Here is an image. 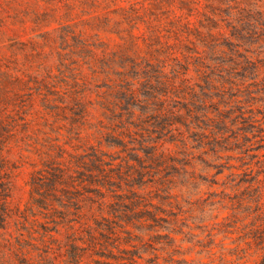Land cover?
Here are the masks:
<instances>
[{
	"label": "rangeland",
	"instance_id": "obj_1",
	"mask_svg": "<svg viewBox=\"0 0 264 264\" xmlns=\"http://www.w3.org/2000/svg\"><path fill=\"white\" fill-rule=\"evenodd\" d=\"M229 1L234 11H240L235 16L234 29L229 32L228 26H224L220 31L213 30L209 32L212 39H207L206 31L200 30L202 37L194 39L186 33L181 35L180 23H176L178 32L171 31L172 20L182 18L191 9L185 0H0V99L7 103L10 111H19L21 107L25 109L23 101L30 93L29 87L40 85L46 95L39 104L33 103L27 115H22L27 126L21 122L16 124L14 137L22 145L38 140L43 153L50 152L54 146L59 160H68L69 156L76 155L77 145V154H84L87 146L80 142L89 137L90 144L94 146L98 140L95 149H100L101 155L118 158L114 164L127 158L129 164L136 165L134 160L144 159L148 171L155 169L154 164H147V159L152 157L148 154L149 148L130 145L125 152L119 146L120 141L113 138L100 139L96 134V140L91 135L94 128L91 129L87 120L79 118L81 111L70 102L66 104L69 94L80 91L74 80L81 85L89 75L86 63L91 56L89 53L81 54L75 43L77 38L86 41L88 47L96 45V49L89 47L91 53L98 55L99 48L103 53H114L113 69L123 67L125 61L142 59L146 70L147 63H154L160 52V59L170 51H175L178 58L183 52L192 56H203L207 52L206 63L215 66L213 73L218 75L222 71L218 70L221 65L229 72V77L232 75L235 87L230 92L235 96L230 105L253 117L255 129L247 134L250 142L244 143L239 138V142L234 143L231 139L227 150L216 156L201 154L195 149L190 150L189 155L169 153L176 163L175 168L167 172L180 171L178 176L166 178V172L160 175L164 182L157 181L156 176L151 177L154 178L152 183L150 176L142 180L134 177L131 182L132 189L145 195L142 196L145 203L154 206L140 207L134 214H120L115 221L130 231L128 235L119 230L125 241L140 249L144 261L156 254L159 255V260L155 261L157 264H259L258 258L251 255L254 248L249 246L251 250H247L246 243L239 241L240 229L238 233L226 235L224 225L233 223L236 229L250 223L254 203L248 199L254 196L251 192L244 193L245 186H240L239 181L255 176L258 167L260 171L258 162L264 160V93L259 92L260 89L264 91V0ZM200 2L202 4L204 0ZM169 3L175 4L169 6ZM214 6L221 11L217 23L222 25L228 9L225 5ZM189 20L196 22L193 17ZM235 32L238 38L235 39L234 34L228 39ZM217 34L224 37L218 38ZM177 39L186 45L180 46ZM197 39L201 43H197ZM184 47L190 49L189 52H185ZM111 79L110 76L106 82L109 86H113ZM100 88L97 87L95 92H102ZM62 95L65 102L60 97ZM73 97L80 99L77 94ZM90 99L94 101L96 97L90 96ZM220 108L224 109L222 105ZM249 112L251 114H247ZM142 121L140 124L144 130H152L151 121L144 122L146 118ZM107 123L114 129L111 123ZM180 130L185 137L188 136L184 128ZM100 131L104 134L107 128L100 127ZM105 159L109 161L110 158L105 156ZM31 171L29 166L18 164L13 172L14 199L21 205L28 195ZM182 171L187 172L185 176L193 172L196 181L189 186ZM244 173L248 175L246 178ZM258 179L263 180V175L260 174ZM235 195L245 198V201L236 218H232L235 214L231 211L232 198ZM155 206L160 208V212ZM108 219L113 220L111 217Z\"/></svg>",
	"mask_w": 264,
	"mask_h": 264
},
{
	"label": "trees",
	"instance_id": "obj_2",
	"mask_svg": "<svg viewBox=\"0 0 264 264\" xmlns=\"http://www.w3.org/2000/svg\"><path fill=\"white\" fill-rule=\"evenodd\" d=\"M185 2L191 6L189 13L173 19L170 25L173 30L170 27L169 30L178 32L176 23H180L181 35L186 33L194 39L202 37L200 30L206 31L203 33L207 39L213 38L209 32L220 31L224 26H228L230 32L234 29L235 16L240 14L239 10L232 9L229 0H204L202 4L200 0ZM172 4L175 3H169V6ZM215 4L225 5L228 9L222 25L217 23L221 11ZM189 17L195 18L196 22L189 20ZM236 32L230 34L228 39L233 38L234 34L237 39ZM220 36L224 37L217 34L218 38ZM225 39L229 43L227 37ZM176 41L180 46L186 45L180 39ZM196 41L201 43L199 39ZM75 43L81 54L89 53L91 56L89 63H86L89 75L81 85L74 80L75 87L80 91L73 95L77 94L80 99L69 94L66 104L70 102L81 111L79 118L87 120L91 129L94 128L92 137L96 138L97 134L100 139L120 141L119 146L125 152L130 145L149 148L148 154L152 157L147 159V164H154L155 169L148 171L144 159L134 160L136 165L129 164L127 158L114 164L118 158L101 155L100 149H95L98 138L97 146L90 144L89 137L81 140L80 143L87 146L86 155L77 154V145L74 150L76 155L69 156L68 160H59L54 146L50 152L43 153V146L38 140L22 145L14 137L16 124L21 122L27 126L22 115H27L33 103L39 104L46 95L40 85L29 87L30 93L23 101L25 109L21 107L19 111H10L7 103L0 99V264H157L155 261L159 260V255L153 254V258L144 261L140 249L125 241L119 230L128 235L130 231L115 221L120 214H134L140 207L154 206L145 203L142 197L145 195L132 189L134 177L142 180L150 176L152 183L154 178L151 177L156 176L157 181L164 182L160 175L175 168L176 163L169 153L189 155L190 150L195 149L201 154L216 156L220 151L227 150L231 139L234 143H238L239 138L249 143L247 134L255 129L253 117L230 105V100L235 96L230 92L235 87L232 75L229 77V72L221 65L218 70L222 71L218 75L213 73L215 66L206 63L207 52L203 56L183 52L178 58L175 51H170L164 59H160L162 53L157 51L159 56L154 63H147L146 70L142 59L123 61V67L113 69L114 53H103L99 48L96 55L89 50L92 46L96 49V45L88 47L86 41L80 38ZM164 46L165 43L162 49ZM183 50L189 52L190 49L184 47ZM110 76L113 86L106 84ZM97 87L103 91L95 92ZM259 92L264 93L261 89ZM90 96H95L96 100H91ZM60 97L65 102L63 95ZM249 98H252L251 94ZM143 118H146L144 122L151 121L152 130L142 128L140 123ZM105 121L119 131L111 129V125ZM100 127L107 128V131L103 134ZM181 127L188 136L181 132ZM64 154L71 155L67 152ZM105 156L110 158L109 161ZM258 163L260 171L258 167L255 176L239 181L240 186H245L243 192H251L254 196L248 199V202L254 203L250 223L236 229L233 223L224 225V233H238L240 229L242 235L239 241L246 243L247 250H251L249 246L254 248L251 255L258 258L259 264H264V160ZM18 164L32 169L27 183L28 195L22 205L14 199L13 172ZM182 172V176L188 178L189 186L196 181L193 172L187 176L186 171ZM179 173L167 172L164 176L174 177ZM260 174L263 180L258 179ZM244 176L246 178L248 175L244 173ZM232 179L235 183V179ZM119 191L123 193L119 194ZM232 201L231 211L235 214L231 217L236 218L245 198L240 199L239 195H235ZM157 209L160 212V208ZM125 222H128L127 219ZM243 253L246 254L245 249Z\"/></svg>",
	"mask_w": 264,
	"mask_h": 264
}]
</instances>
